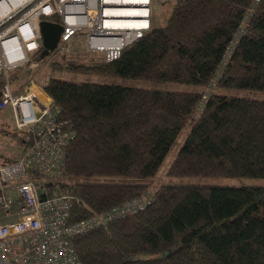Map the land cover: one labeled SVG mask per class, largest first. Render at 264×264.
Listing matches in <instances>:
<instances>
[{
  "label": "trees",
  "instance_id": "obj_1",
  "mask_svg": "<svg viewBox=\"0 0 264 264\" xmlns=\"http://www.w3.org/2000/svg\"><path fill=\"white\" fill-rule=\"evenodd\" d=\"M253 2L174 0L166 23L151 24L113 61L81 47L44 56L42 43L31 54L35 66L25 67L24 83L48 66L52 72L200 87L172 90L37 77L76 130L66 147L62 177L40 191L47 197L55 191L73 196L72 222L152 195L143 211L74 237L83 264H264V185L197 181L264 179V99L205 90L264 91V0ZM44 20L61 22L57 16ZM244 24L245 32L238 35ZM81 54L91 55L84 60ZM18 76L12 73V84ZM3 82L2 77L0 87ZM198 110L167 181L149 192ZM25 134L19 155L1 163L16 161L29 149L31 134Z\"/></svg>",
  "mask_w": 264,
  "mask_h": 264
},
{
  "label": "built area",
  "instance_id": "obj_2",
  "mask_svg": "<svg viewBox=\"0 0 264 264\" xmlns=\"http://www.w3.org/2000/svg\"><path fill=\"white\" fill-rule=\"evenodd\" d=\"M2 1V0H0ZM260 0H254L256 5ZM153 0H24L0 18V112L12 107L19 130L29 132V149L16 161L0 163V264H83L74 237L120 218L143 211L152 200L145 193L122 205L77 222L71 221L75 198L40 191L62 177L67 145L76 136L61 108L42 98L31 77L23 93H15L11 76L31 62L42 43L40 22L57 16L63 32L53 57L80 51L102 54L107 61L142 38L151 28ZM146 10L137 16L123 10ZM254 11V6L249 12ZM144 12V11H141ZM148 21V26L125 20ZM246 24V22H245ZM245 24L239 34L245 32ZM238 35L236 37H238ZM236 41L230 45V57ZM225 60V62H226Z\"/></svg>",
  "mask_w": 264,
  "mask_h": 264
},
{
  "label": "rangeland",
  "instance_id": "obj_3",
  "mask_svg": "<svg viewBox=\"0 0 264 264\" xmlns=\"http://www.w3.org/2000/svg\"><path fill=\"white\" fill-rule=\"evenodd\" d=\"M174 0H153L152 11H151V24L152 25H164L171 13ZM91 55V54H88ZM81 54V59H88L89 56ZM53 59V58H52ZM51 60V59H50ZM29 64V63H28ZM28 64L23 67H18L13 71L14 75H19L16 81L14 80L13 86L18 87L19 91L17 93H23L24 88L29 82L24 83L23 76L27 72L25 68ZM35 62L30 63V68L33 69ZM36 77L35 84L39 87V78L55 76L58 78H63L67 80H73L77 82L83 81H92L99 83H108V84H122L129 86L145 87V88H161V89H172V90H199L200 87L193 84H181V83H170V82H161V81H145L140 79H127L119 76H106L98 74H78V73H67V72H52L48 66H43L38 68L35 71ZM37 77H39L37 79ZM13 87V88H14ZM207 94H210V91H216L220 94L233 95L239 97H248V98H258L264 99L263 90H253V89H244V88H208L205 89ZM200 111L195 112L193 118L181 131L177 141L171 148L170 152L166 156L158 175L153 179L152 184L149 187V192H152L156 187L160 186L161 183L167 181V170L176 157L178 151L184 144L186 137L188 136L194 122L198 118ZM26 137L25 131L19 130L15 124V114L12 107L6 108L4 111L0 112V163L8 162L9 159L17 157L20 153V150L23 148V139ZM191 180V179H190ZM197 181H203L210 184H229V185H242V184H259L264 185V179L261 178H206L199 179Z\"/></svg>",
  "mask_w": 264,
  "mask_h": 264
},
{
  "label": "water",
  "instance_id": "obj_4",
  "mask_svg": "<svg viewBox=\"0 0 264 264\" xmlns=\"http://www.w3.org/2000/svg\"><path fill=\"white\" fill-rule=\"evenodd\" d=\"M44 47L43 55L48 56L53 52L60 41L63 25L50 20H42L39 25Z\"/></svg>",
  "mask_w": 264,
  "mask_h": 264
},
{
  "label": "bare ground",
  "instance_id": "obj_5",
  "mask_svg": "<svg viewBox=\"0 0 264 264\" xmlns=\"http://www.w3.org/2000/svg\"><path fill=\"white\" fill-rule=\"evenodd\" d=\"M24 0H2L0 1V18L4 17L6 14H9L11 11L15 10ZM144 11V12H141ZM146 10H123L122 12L125 13L124 15L127 16H137L140 13H145ZM126 25H144L143 27H147L148 21L143 20H125L124 22Z\"/></svg>",
  "mask_w": 264,
  "mask_h": 264
},
{
  "label": "crops",
  "instance_id": "obj_6",
  "mask_svg": "<svg viewBox=\"0 0 264 264\" xmlns=\"http://www.w3.org/2000/svg\"><path fill=\"white\" fill-rule=\"evenodd\" d=\"M38 88H39L38 90H39L40 96H41L42 98H44V99H45V97H49V98H51L50 96L47 95V93L43 90L42 87H39V86H38Z\"/></svg>",
  "mask_w": 264,
  "mask_h": 264
}]
</instances>
